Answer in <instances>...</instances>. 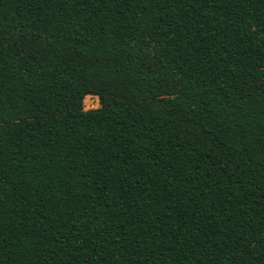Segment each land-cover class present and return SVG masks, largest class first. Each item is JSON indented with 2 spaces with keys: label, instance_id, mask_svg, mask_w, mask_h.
<instances>
[{
  "label": "trees",
  "instance_id": "obj_1",
  "mask_svg": "<svg viewBox=\"0 0 264 264\" xmlns=\"http://www.w3.org/2000/svg\"><path fill=\"white\" fill-rule=\"evenodd\" d=\"M0 264H264V0H0Z\"/></svg>",
  "mask_w": 264,
  "mask_h": 264
},
{
  "label": "rangeland",
  "instance_id": "obj_2",
  "mask_svg": "<svg viewBox=\"0 0 264 264\" xmlns=\"http://www.w3.org/2000/svg\"><path fill=\"white\" fill-rule=\"evenodd\" d=\"M100 107L99 100L94 96H87L83 100V108L85 111L98 109Z\"/></svg>",
  "mask_w": 264,
  "mask_h": 264
}]
</instances>
